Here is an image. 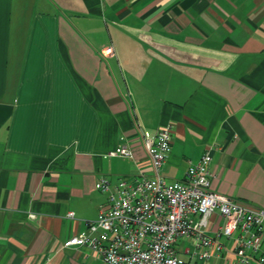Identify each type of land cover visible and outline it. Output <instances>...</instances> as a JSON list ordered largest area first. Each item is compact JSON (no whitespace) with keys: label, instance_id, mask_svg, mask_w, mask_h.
Instances as JSON below:
<instances>
[{"label":"crops","instance_id":"0c3cea01","mask_svg":"<svg viewBox=\"0 0 264 264\" xmlns=\"http://www.w3.org/2000/svg\"><path fill=\"white\" fill-rule=\"evenodd\" d=\"M166 127L168 182L210 152L212 190L264 210V0H0V264H107L64 242Z\"/></svg>","mask_w":264,"mask_h":264},{"label":"built area","instance_id":"2783aa9c","mask_svg":"<svg viewBox=\"0 0 264 264\" xmlns=\"http://www.w3.org/2000/svg\"><path fill=\"white\" fill-rule=\"evenodd\" d=\"M145 145L152 176L120 180L112 188L101 180L98 189L111 190L107 203L97 220L64 246H88L107 264H204L229 252L233 264H264V210L212 190L210 152L189 167L185 181L168 182L162 171L172 150L171 128L159 130ZM115 155L132 153L123 146ZM216 212L225 224L209 235L208 221ZM182 239L193 243L190 260L178 254Z\"/></svg>","mask_w":264,"mask_h":264},{"label":"rangeland","instance_id":"374dc122","mask_svg":"<svg viewBox=\"0 0 264 264\" xmlns=\"http://www.w3.org/2000/svg\"><path fill=\"white\" fill-rule=\"evenodd\" d=\"M181 243H183L184 246H188V245H190L191 249L193 248V243L191 242V240H190L189 242L185 241V243H184V241H183V242H181ZM182 257H184V258H186V259L189 258V257H187V256H182ZM210 264H219V261L214 260V261H212Z\"/></svg>","mask_w":264,"mask_h":264}]
</instances>
